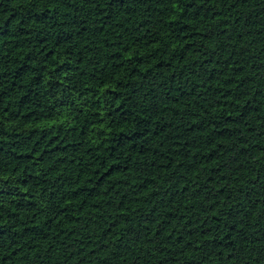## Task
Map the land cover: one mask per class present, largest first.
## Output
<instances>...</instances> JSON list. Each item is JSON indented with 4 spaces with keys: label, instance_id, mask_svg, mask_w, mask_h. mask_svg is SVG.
Listing matches in <instances>:
<instances>
[{
    "label": "trees",
    "instance_id": "16d2710c",
    "mask_svg": "<svg viewBox=\"0 0 264 264\" xmlns=\"http://www.w3.org/2000/svg\"><path fill=\"white\" fill-rule=\"evenodd\" d=\"M0 264H264V0H0Z\"/></svg>",
    "mask_w": 264,
    "mask_h": 264
}]
</instances>
